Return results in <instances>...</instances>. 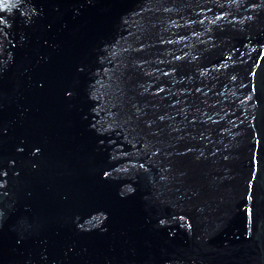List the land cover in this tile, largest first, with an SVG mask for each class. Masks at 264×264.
I'll return each mask as SVG.
<instances>
[{"label":"water","instance_id":"water-1","mask_svg":"<svg viewBox=\"0 0 264 264\" xmlns=\"http://www.w3.org/2000/svg\"><path fill=\"white\" fill-rule=\"evenodd\" d=\"M14 3L0 264H264V0Z\"/></svg>","mask_w":264,"mask_h":264},{"label":"bare ground","instance_id":"bare-ground-1","mask_svg":"<svg viewBox=\"0 0 264 264\" xmlns=\"http://www.w3.org/2000/svg\"><path fill=\"white\" fill-rule=\"evenodd\" d=\"M10 10V9H9ZM10 28V27H9ZM4 30V29H3ZM2 31V30H1ZM7 31V30H6ZM4 32V31H3ZM8 48V47H7ZM104 51H106V49L104 48V50H103V52ZM105 53H108V52H105ZM8 63H10V62H8ZM7 63V64H8ZM6 64V65H7ZM5 65V66H6ZM105 72H107V70H105ZM137 98L138 99H140L141 100V97H139V95L137 96ZM160 109V108H159ZM159 109H153V111L152 112H150L149 114L148 113H140L139 111H141V110H135L133 113V115L134 116H137V117H139V119L141 120H143L142 122H140L139 124H135L134 123V125L136 126V129H140V131L143 133V135H146V134H152V132L155 130V128H157V127H160V126H162L163 128L164 127H166V124L165 123H163V119H157L158 117L157 116H159V112H160V110ZM110 117H112V116H110ZM157 117V118H156ZM154 120V122H155V124L156 123H158L157 125H155V124H153L151 121H153ZM171 121H170V124L172 123V128L171 129H173V127H174V130L175 129H180L181 128V126H180V124H178V123H176L175 121H173V119H170ZM112 121V120H111ZM122 121V116L120 117L119 116V114H117V116L115 117V120L113 121L114 123H117V122H121ZM144 121H145V123H144ZM152 123V124H151ZM100 124V127H102L103 129H104V127H103V124L102 123H99ZM135 129V130H136ZM109 131H111V130H109ZM108 131V132H109ZM116 132H118V131H116ZM177 133H180V131H177ZM155 134V133H154Z\"/></svg>","mask_w":264,"mask_h":264},{"label":"rangeland","instance_id":"rangeland-1","mask_svg":"<svg viewBox=\"0 0 264 264\" xmlns=\"http://www.w3.org/2000/svg\"><path fill=\"white\" fill-rule=\"evenodd\" d=\"M9 11L11 15L13 16V11L12 10H9ZM3 12L5 11L3 10ZM4 23L5 22H0V76H1V73L5 72L6 69H8V65L10 64L8 62L12 60V56H11L12 54L10 55V51L8 50L11 47L10 43H12L10 39L11 35L9 34L10 33L9 29H11V27L8 25H4ZM6 24H8V22H6ZM7 28H8V31H6ZM122 149L125 150V148H122Z\"/></svg>","mask_w":264,"mask_h":264},{"label":"flooded vegetation","instance_id":"flooded-vegetation-1","mask_svg":"<svg viewBox=\"0 0 264 264\" xmlns=\"http://www.w3.org/2000/svg\"><path fill=\"white\" fill-rule=\"evenodd\" d=\"M14 2L15 0H0V15L1 16L11 15L9 9L11 10V6L15 4ZM3 10L5 12H3Z\"/></svg>","mask_w":264,"mask_h":264},{"label":"snow or ice","instance_id":"snow-or-ice-1","mask_svg":"<svg viewBox=\"0 0 264 264\" xmlns=\"http://www.w3.org/2000/svg\"><path fill=\"white\" fill-rule=\"evenodd\" d=\"M0 133H2V129H0ZM39 151V150H38ZM249 199H251L252 197L251 196H249L248 197ZM248 215H249V217L251 218V216H252V209L251 208H249L248 210ZM249 223H251V219H249Z\"/></svg>","mask_w":264,"mask_h":264}]
</instances>
